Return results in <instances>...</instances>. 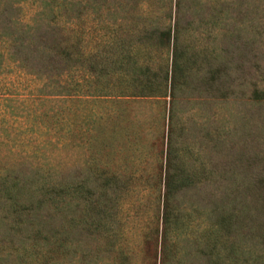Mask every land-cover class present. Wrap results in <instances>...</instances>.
Returning a JSON list of instances; mask_svg holds the SVG:
<instances>
[{
    "label": "trees",
    "instance_id": "obj_1",
    "mask_svg": "<svg viewBox=\"0 0 264 264\" xmlns=\"http://www.w3.org/2000/svg\"><path fill=\"white\" fill-rule=\"evenodd\" d=\"M131 1L134 10L126 14L122 7L128 0H0V80L5 79V73H10L9 76L35 84L26 88L24 94L19 93L21 88L9 94V89L0 87V100L11 101L10 96H13L22 108L23 116L19 115L21 120H14L13 117L10 123L18 125L26 118L33 123L36 119L40 125V116L49 114L56 118L55 103L46 112L42 108L43 103L56 97L70 103L68 110L63 111V107H60L58 111H63L67 118L71 117V122L77 118L74 102L80 98L89 103L94 98L168 96L171 116L175 91L183 89L191 74L198 75L215 92V98L229 101L234 96L246 104H264L263 54L253 48L252 38L242 34L244 28L235 16L241 6L236 0H213L206 4L208 11L204 25L207 42L204 43L206 52L201 62L203 69L196 67L192 71L188 67L189 58L184 53L188 46L181 40L184 32L181 21L186 13L183 1L130 0L129 3ZM151 5L154 7L151 8ZM125 20L132 24L125 25ZM115 29L123 32L128 39L123 50H115L117 46L114 42L108 41ZM97 45L99 49H95ZM107 51L125 52L113 57ZM81 62L86 64L84 66L90 75L87 78H113L119 84L115 86L109 83L108 87L88 83L92 87L81 91L76 79ZM246 84L249 87L247 91L243 89ZM25 100L35 101L40 109L32 106L26 108ZM5 114L8 115L4 109H0V124L4 129L10 125L3 117ZM259 127L257 124L252 128L245 125L244 131L249 135L250 129L254 131ZM3 135L0 134V141L9 144L8 151L15 157L11 162H0V216L2 212L6 218L4 236L13 245L1 249L0 258L4 259L0 260V264H59L67 243L79 254L80 260L87 262L84 264H102L103 260L109 262L111 255H106L99 243L101 238L106 242L113 239L109 250L123 257L119 262L131 257L130 247L124 241L125 233L109 230L103 224L102 219L106 217L104 193L110 186L104 183V192L96 193L93 188L95 184L93 186L89 181H70L64 185L59 180H46L59 171L50 163L52 161L47 154L40 153V147H45L48 141L39 138V134L31 129L26 132L9 131ZM247 139L244 135L242 154L237 159L241 161L242 168L252 167L253 171L249 174L239 173L242 178L238 184L239 192L244 195V200L251 196L253 201L260 199V204L264 205V201H261L264 196V165L253 163L257 151L245 148ZM216 142H220L219 139ZM257 142L264 150L263 131L257 135ZM23 162L28 165L27 172L18 169ZM162 171L169 172L166 167ZM201 173L203 171L195 174ZM170 176L174 179V175ZM178 176V180L162 183L161 221L159 225L155 221L154 236L147 239L156 247V236H159V255L155 249L150 255L152 260L149 264H183L182 257L186 255L183 251L177 256L181 250L176 245V232L179 225L188 224V217L191 216L182 222L179 208H174L171 200L176 191L198 190L205 183L190 178L189 173L184 171H179ZM229 177L234 178V175L229 174ZM222 181L218 179L215 185L218 187ZM227 194V191L216 188L208 196L205 208L208 207L210 213L216 216V228L223 226L229 218L225 205ZM247 207L241 208L238 217L243 226H247L248 216L262 215ZM67 211L72 215L66 217ZM144 238L145 234L142 233L139 240L143 243ZM204 247L201 254L207 258L205 243Z\"/></svg>",
    "mask_w": 264,
    "mask_h": 264
},
{
    "label": "rangeland",
    "instance_id": "obj_2",
    "mask_svg": "<svg viewBox=\"0 0 264 264\" xmlns=\"http://www.w3.org/2000/svg\"><path fill=\"white\" fill-rule=\"evenodd\" d=\"M129 1L122 7L126 14L134 10L133 1L130 3ZM182 1L186 13L181 21V26L184 27L181 40L188 46L187 51H184L189 58L188 67L191 71L196 67L202 70V56L206 52L204 43L207 42L204 17L208 11L207 5L213 0ZM236 3L241 6L240 12L237 11L238 13L235 14L236 21L241 22L244 28L241 30L242 34L252 38L253 48L263 54L261 64L264 66V0H236ZM153 7L154 5H151V8ZM124 23L132 24L129 20H125ZM108 41L114 42L117 46L115 50H123L128 39L123 32L115 29L110 33ZM96 48L99 49V45ZM107 52L114 57L125 51ZM84 65L85 62L80 63L81 70L76 76L81 91L92 87L88 83L108 87H110L109 83L115 86L119 84L113 78H87L90 75ZM4 75L5 79L0 80V87L9 89V94L18 88H21L19 93L24 94L26 88L35 86L28 83V80L9 76L10 73ZM204 76L206 77V72ZM187 80L188 83L183 89L175 91L171 116L168 112V96L94 98L89 103L80 98L74 102L77 118L71 122V117H65L63 112L69 109L70 103L56 97L42 105L46 112L47 108L55 103L56 118L45 114L38 118L42 126L38 125L36 119L33 123L26 118H23L24 124L21 121L15 125L10 121L13 117L14 120L20 119L19 115L22 117L23 112L21 106L17 105L18 101L10 96L11 101L0 100V109L8 113L3 117H6L5 119L10 123L5 129L0 124V134L14 130L26 132L31 129L39 134V138L47 140L45 147L41 145L42 142L39 143L42 146L39 151L47 154L48 159L52 161L50 163H53L59 171H55L46 180H59L64 185L70 181H89L91 185L95 184L93 188L96 193L104 192V183L110 186L104 193L106 217L102 220L109 230L116 229L125 233L124 241H127L130 247L131 257L126 258L128 261L124 259V263L149 264L152 260L150 255L155 249L157 256L159 255V236H156V247L147 239L154 236L155 221L157 220L158 225L161 221L162 183L167 180H178L176 179L179 178L178 172L184 171L189 173L190 178L204 181L205 185L198 190L188 189L182 191L183 193L178 191L173 193L171 203L174 208H179L182 222L186 217L191 216L188 217L190 220L188 224L179 225L176 232V245L180 246L181 250L177 256L183 251L186 254L182 257V263L264 264V205L260 204V199L253 201L251 196L243 199L244 195L239 192L238 186L242 180L239 173L249 174L253 168L245 165L242 168L241 161L237 159L242 154V140L246 135L248 139L245 148L249 151H257L253 163L255 165L259 163L258 166L264 165V150L260 149L257 142V135L264 132V104L256 105L250 102L246 104L235 99L234 96L229 101L220 100L219 97L215 98V92L210 90L198 75L191 74ZM248 88L247 84L243 86L245 91ZM33 90L32 88L31 91ZM49 90L56 91L55 88ZM24 103L26 108L32 106L40 109L35 101L25 100ZM60 107H63L61 113L58 111ZM67 115L69 117V112ZM255 124L260 127L254 131L250 129L249 135L245 133V125L252 128ZM217 139L220 142H216ZM2 141H0V155L3 154L6 158L0 156L1 164L11 162L15 157L8 151L9 144ZM258 152H261L259 156ZM163 167L169 172L164 173ZM18 169L20 172H27V163L23 162ZM200 171L203 173L195 174ZM170 174L174 175V179ZM229 174L234 175V178H230ZM220 178L223 181L217 187L215 183ZM216 188L228 192L225 205L229 218L219 228L215 225L216 216L210 213L208 207L205 208L210 191ZM261 201H264V196L261 197ZM243 206H248L249 210H257L262 215L248 216L247 226H243L238 220ZM69 213L67 211L65 216L72 215ZM0 217H2L1 252V249L11 247L13 243L4 236L6 218L3 217L2 212ZM142 233L145 234L143 243L139 240ZM112 241L113 239L106 242L101 238L99 242L106 255H111L108 257L111 260L109 262L103 260L102 264H123L119 262L123 257H118L109 250ZM204 243L209 255L207 258L201 254L205 250ZM71 247L68 243L65 245L64 257L59 264L87 263L80 260L79 254ZM2 259L4 258H0ZM112 259L115 261L112 262Z\"/></svg>",
    "mask_w": 264,
    "mask_h": 264
}]
</instances>
